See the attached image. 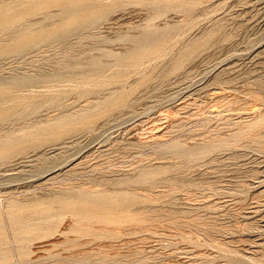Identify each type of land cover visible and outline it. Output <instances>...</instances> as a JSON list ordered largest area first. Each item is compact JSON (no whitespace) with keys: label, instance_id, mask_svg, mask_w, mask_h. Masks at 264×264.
I'll list each match as a JSON object with an SVG mask.
<instances>
[{"label":"rangeland","instance_id":"374dc122","mask_svg":"<svg viewBox=\"0 0 264 264\" xmlns=\"http://www.w3.org/2000/svg\"><path fill=\"white\" fill-rule=\"evenodd\" d=\"M0 113V264H264V0H0Z\"/></svg>","mask_w":264,"mask_h":264},{"label":"bare ground","instance_id":"6f19581e","mask_svg":"<svg viewBox=\"0 0 264 264\" xmlns=\"http://www.w3.org/2000/svg\"><path fill=\"white\" fill-rule=\"evenodd\" d=\"M57 1H58V0H57ZM56 4H57V3H56ZM66 5H67V4H66ZM63 6H64V5H63ZM68 6H69V5H68ZM68 6H67V7H68ZM58 7H59V6H58ZM62 8H64V7H62ZM68 8H69V7H68ZM62 10H63V9H62ZM19 11H20V10H19ZM10 12H11V11H10ZM78 16H80V15H78ZM70 19H71V18H70ZM86 19H87V18H86ZM78 20H79V19H78ZM5 28H6V27H5ZM7 28H9V27H7ZM156 35H157V34H156ZM35 37H36V36H35ZM35 37H33V38H35ZM19 38H20V37H19ZM22 38H23V37H22ZM155 38H156V37H155ZM20 39H21V38H20ZM25 39H26V38H25ZM144 39H145V38H144ZM149 39H150V38H149ZM15 40H16V39H15ZM17 40H18V38H17ZM17 40H16V41H17ZM151 40H153V39H151ZM14 42H15V41H14ZM29 42H31V41H29ZM15 43L17 44V42H15ZM18 43H19V42H18ZM10 44H11V43H10ZM21 44H23V43H21ZM25 44H26V43H25ZM27 44H28V43H27ZM150 44H151V43H150ZM153 44H154V43H153ZM153 44H152V45H153ZM155 44H156V43H155ZM28 45H29V44H28ZM19 46H20V45H19ZM13 47H14V46H13ZM20 47H21V46H20ZM23 47H24V46H23ZM11 48H12V47H11ZM11 48H10V49H11ZM15 49H16V48H15ZM18 49H19V48H18ZM22 49H23V48H22ZM20 50H21V48H20ZM3 51H5V50H3ZM140 56H141V55H140ZM133 57H134V56H133ZM134 61H135V59H134ZM136 61H137V60H136ZM1 107H2V106H1ZM7 108H8V107H7ZM7 108H5V110H6ZM1 109H2V108H1ZM6 111H7V110H6ZM7 112H8V114H9L11 111L9 112V110H8ZM13 112H14V111H13ZM14 113H15V112H14ZM14 113H13V114H14ZM0 114H3V113H0ZM8 114H7V115H8ZM7 115H6V117H7ZM259 115H261V114H259ZM0 116H1V115H0ZM3 116H4V115H3ZM9 116H11V115H9ZM4 117H5V116H4ZM258 118H260V117H258ZM2 119H3V118H2ZM5 119H6V118H5ZM3 120H4V119H3ZM80 121H81V120H80ZM83 121H84V120H83ZM81 122H82V121H81ZM81 124H82V123H81ZM249 124H250V123H249ZM251 125H252V122H251ZM54 136H55V135H54ZM12 153H13V152H12ZM3 154H4V153H3ZM4 155H5V154H4ZM152 174H153V173H152ZM153 175H154V174H153ZM152 178H153V177H152ZM146 180H147V179H146ZM70 200H71V199H70ZM75 214H76V213H75ZM82 232H83V231H82Z\"/></svg>","mask_w":264,"mask_h":264}]
</instances>
